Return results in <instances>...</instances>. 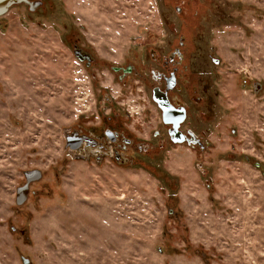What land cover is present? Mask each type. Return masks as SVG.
Wrapping results in <instances>:
<instances>
[{
    "label": "rangeland",
    "instance_id": "obj_1",
    "mask_svg": "<svg viewBox=\"0 0 264 264\" xmlns=\"http://www.w3.org/2000/svg\"><path fill=\"white\" fill-rule=\"evenodd\" d=\"M40 1L0 16V264H264V0ZM182 22L219 91L209 147L130 168L65 151L63 131L99 115L98 90L131 126L145 104L105 69L93 79L67 33L118 63L142 42L165 48ZM35 168L18 207L22 172Z\"/></svg>",
    "mask_w": 264,
    "mask_h": 264
},
{
    "label": "flooded vegetation",
    "instance_id": "obj_2",
    "mask_svg": "<svg viewBox=\"0 0 264 264\" xmlns=\"http://www.w3.org/2000/svg\"><path fill=\"white\" fill-rule=\"evenodd\" d=\"M27 1H39L34 10L19 3L27 6L29 12L43 7L40 0ZM182 27L171 41L163 38L167 44L165 48L142 42L137 50L130 52L129 48L128 56H123L118 63L108 58L98 59L90 46L79 41L76 33H67L73 56L74 51L82 56L84 61L81 63L93 79L99 76L97 72L102 73L105 69L112 75L111 84L114 83L119 91L136 93L145 104H142V122L131 126L129 112L117 107L119 103L112 100L106 89L98 90L104 103L98 109L99 115L97 113V118L94 115L79 116L63 131L65 151L83 161L102 163L109 160L118 167L130 168L169 148L180 146L202 153L209 147L208 113L212 111L219 91L211 85V72L206 75L197 67L196 62L202 61L201 67L204 59L198 58V48L190 43L192 35H187L184 22ZM206 57L213 66L218 65V58L210 52ZM24 181L25 178L21 185Z\"/></svg>",
    "mask_w": 264,
    "mask_h": 264
},
{
    "label": "water",
    "instance_id": "obj_3",
    "mask_svg": "<svg viewBox=\"0 0 264 264\" xmlns=\"http://www.w3.org/2000/svg\"><path fill=\"white\" fill-rule=\"evenodd\" d=\"M19 3H24L25 5H28L29 10H34L35 7L39 5V1L29 2L27 0H0V16L7 13L10 7ZM74 56L80 62L84 61L82 59V56L79 55L76 51H74ZM22 175L25 178L24 184H22L21 187H17L15 190L16 195H15L14 204L18 207L21 206V204H23L27 200L29 194V190H28L29 184L41 178V171L36 168L33 170H24L22 172ZM20 260L23 264L30 263L28 259L25 257H20Z\"/></svg>",
    "mask_w": 264,
    "mask_h": 264
}]
</instances>
